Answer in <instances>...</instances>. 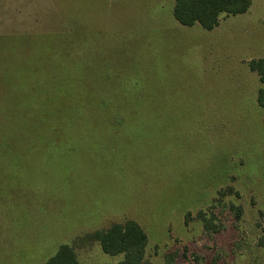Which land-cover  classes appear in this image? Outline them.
<instances>
[{
	"label": "rangeland",
	"instance_id": "374dc122",
	"mask_svg": "<svg viewBox=\"0 0 264 264\" xmlns=\"http://www.w3.org/2000/svg\"><path fill=\"white\" fill-rule=\"evenodd\" d=\"M174 4L0 0V264L128 219L144 264H264V0L213 30Z\"/></svg>",
	"mask_w": 264,
	"mask_h": 264
},
{
	"label": "trees",
	"instance_id": "16d2710c",
	"mask_svg": "<svg viewBox=\"0 0 264 264\" xmlns=\"http://www.w3.org/2000/svg\"><path fill=\"white\" fill-rule=\"evenodd\" d=\"M253 0H175L174 18L183 26L199 24L205 30H213L220 24L222 14L246 13ZM251 71L259 76L262 86L257 92V103L264 109V58L248 62ZM206 227L208 225L205 224ZM98 241L104 253L123 257L116 264H144L148 235L140 224L132 219L116 222L103 230H95L79 237L75 243H62L43 264H79L75 245Z\"/></svg>",
	"mask_w": 264,
	"mask_h": 264
},
{
	"label": "crops",
	"instance_id": "0c3cea01",
	"mask_svg": "<svg viewBox=\"0 0 264 264\" xmlns=\"http://www.w3.org/2000/svg\"><path fill=\"white\" fill-rule=\"evenodd\" d=\"M175 20H176V19H175ZM176 21H177V20H176ZM177 22H178V21H177ZM178 23H179V22H178ZM182 26H183V25H182ZM185 27H187V26H185ZM191 27H192V26H191ZM256 100H257V97H256ZM30 199H31L32 201H37V204H41V203H43V202H38L39 200H36L35 197L27 198V199H26V202L30 201ZM26 202H24V201L18 202L16 206H18V205H22L23 203H26ZM14 204H16V203H14ZM14 204H11V205H13V208L16 207ZM15 210H16V208H15ZM16 211H17V213H21L18 209H17ZM76 254H77V253H76ZM77 257H78V254H77ZM78 260H79V259H78ZM79 264H80V262H79Z\"/></svg>",
	"mask_w": 264,
	"mask_h": 264
}]
</instances>
